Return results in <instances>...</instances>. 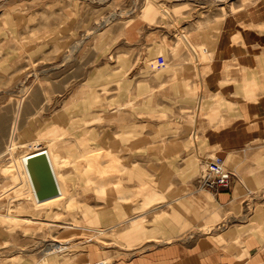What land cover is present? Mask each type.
<instances>
[{
	"label": "rangeland",
	"instance_id": "374dc122",
	"mask_svg": "<svg viewBox=\"0 0 264 264\" xmlns=\"http://www.w3.org/2000/svg\"><path fill=\"white\" fill-rule=\"evenodd\" d=\"M263 228L264 0H0V264H257Z\"/></svg>",
	"mask_w": 264,
	"mask_h": 264
},
{
	"label": "water",
	"instance_id": "95a60500",
	"mask_svg": "<svg viewBox=\"0 0 264 264\" xmlns=\"http://www.w3.org/2000/svg\"><path fill=\"white\" fill-rule=\"evenodd\" d=\"M30 173L39 198L46 199L56 194L57 188L49 172L47 156L40 153L29 161Z\"/></svg>",
	"mask_w": 264,
	"mask_h": 264
},
{
	"label": "built area",
	"instance_id": "2783aa9c",
	"mask_svg": "<svg viewBox=\"0 0 264 264\" xmlns=\"http://www.w3.org/2000/svg\"><path fill=\"white\" fill-rule=\"evenodd\" d=\"M223 160L221 158H216L211 162L209 175L204 179L205 186H210L212 188L221 189L222 187L229 186L231 180V173L223 170Z\"/></svg>",
	"mask_w": 264,
	"mask_h": 264
},
{
	"label": "crops",
	"instance_id": "0c3cea01",
	"mask_svg": "<svg viewBox=\"0 0 264 264\" xmlns=\"http://www.w3.org/2000/svg\"><path fill=\"white\" fill-rule=\"evenodd\" d=\"M216 144H219V143H216ZM220 195L222 199L230 198L229 192H222ZM256 255H257V260H258L257 264H264V228L262 230V233H259L258 235ZM141 263L147 264L145 263V261H142ZM130 264L132 263L130 262Z\"/></svg>",
	"mask_w": 264,
	"mask_h": 264
},
{
	"label": "bare ground",
	"instance_id": "6f19581e",
	"mask_svg": "<svg viewBox=\"0 0 264 264\" xmlns=\"http://www.w3.org/2000/svg\"><path fill=\"white\" fill-rule=\"evenodd\" d=\"M221 158L222 160H223V170L224 171H228L229 173H231L228 169H227V166H226V163H225V160L223 159V157H221V156H219V155H217V156H214V157H212L209 161H208V164H207V173H208V175H209V172H211V170H210V165H211V162H213L216 158ZM232 175V174H231ZM209 188H211V189H213V190H215L216 192H219V190H218V188H212V187H210V186H208ZM52 248V247H51ZM54 249L56 250V249H58V247H54Z\"/></svg>",
	"mask_w": 264,
	"mask_h": 264
}]
</instances>
